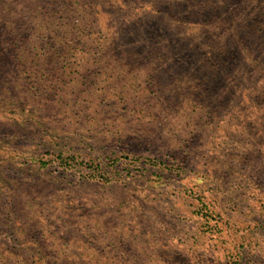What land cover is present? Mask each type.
I'll return each mask as SVG.
<instances>
[{
    "label": "rangeland",
    "instance_id": "obj_1",
    "mask_svg": "<svg viewBox=\"0 0 264 264\" xmlns=\"http://www.w3.org/2000/svg\"><path fill=\"white\" fill-rule=\"evenodd\" d=\"M229 17L264 0H0V264H264V63L193 46Z\"/></svg>",
    "mask_w": 264,
    "mask_h": 264
},
{
    "label": "trees",
    "instance_id": "obj_2",
    "mask_svg": "<svg viewBox=\"0 0 264 264\" xmlns=\"http://www.w3.org/2000/svg\"><path fill=\"white\" fill-rule=\"evenodd\" d=\"M261 1V0H259ZM36 7H41V3L39 4H36ZM195 13H202V9H195ZM231 21H228V27L226 26V30L227 31H230V34L228 36H230V40H227L226 38L220 40L218 37V39L214 40V45L213 44H206L204 46H202L203 44H194V49L197 51V54L200 55V57L198 56V62H201V63H206V64H212L214 66V68L219 71H221L220 69V66L218 63H222V61H225L224 60V57L227 56V53L226 52V45L229 41L233 42L234 44H236V49H239L238 46L240 47V49H243V50H240L239 52L241 53V55L244 57H241L243 58L242 60L244 62H247V63H257L255 64V66H258L259 64H261L262 62L264 63V45L263 47H261L259 49V47L257 48V55H255V57H253V53H248V43H249V34H256V37L258 36H262L264 35V22H261L262 24H256L253 19L250 20V21H245V20H240L239 18V21L236 20V18H233V17H229ZM256 25H255V24ZM196 25H199L198 27H206L208 25V23H205V22H200V23H196ZM210 27V26H209ZM0 28H3L1 30L5 31V34L8 35V41H11L13 39V36L14 35L12 33L13 29L10 28L8 22L6 21V19L4 18H1L0 19ZM212 29V28H211ZM211 37H214V35H211ZM264 37V36H263ZM2 42V41H1ZM247 51V52H246ZM243 53V54H242ZM259 55V56H258ZM228 57H230V59L228 58V61L232 62L234 60L232 59H235V55L233 53H229ZM19 58V54L17 56V59ZM162 57L160 55H158V57H156V60L158 62H161L162 60ZM20 60V58L18 59ZM161 60V61H160ZM224 63V62H223ZM202 78L198 77V76H194L198 83L196 84V90L197 93H198V96L201 94V95H206L208 94L209 92V88H210V77L208 78V76L202 74ZM215 76L213 77H216L217 74H214ZM191 75L187 76H182L183 79L184 78H187L188 81H190L189 78ZM230 77V76H229ZM194 80V79H193ZM187 82V81H186ZM200 97V96H199ZM0 181L3 182L2 180V177L0 175Z\"/></svg>",
    "mask_w": 264,
    "mask_h": 264
}]
</instances>
